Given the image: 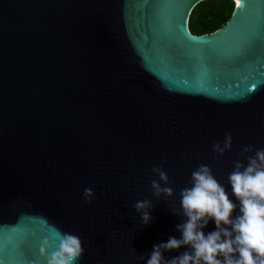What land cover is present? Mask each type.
Segmentation results:
<instances>
[{
	"label": "water",
	"instance_id": "water-1",
	"mask_svg": "<svg viewBox=\"0 0 264 264\" xmlns=\"http://www.w3.org/2000/svg\"><path fill=\"white\" fill-rule=\"evenodd\" d=\"M203 1L0 0V264H46L53 228L80 237L78 264H146L181 238L171 209L200 164L239 215L228 174L246 145L264 149V0H232L222 27L194 34ZM228 132L232 150L210 158ZM154 165L174 198L152 195Z\"/></svg>",
	"mask_w": 264,
	"mask_h": 264
},
{
	"label": "clouds",
	"instance_id": "clouds-1",
	"mask_svg": "<svg viewBox=\"0 0 264 264\" xmlns=\"http://www.w3.org/2000/svg\"><path fill=\"white\" fill-rule=\"evenodd\" d=\"M232 148V134L225 133L223 141L213 144L210 158L223 157ZM238 155L227 179L239 202V215L233 217L237 204L212 169L200 164L191 173L190 186L180 191V207L171 209L174 215L186 218L177 225L181 238L169 237L167 242L154 245L146 264H264V149L248 144ZM151 172L159 178L151 180L152 195L157 199L174 198V190L168 186L171 181L163 168L154 165ZM83 196L91 204L95 193L85 188ZM133 208L145 226L151 223V200H138ZM210 221L215 222V230L206 235L203 229ZM51 231L52 239H43L40 247V256L46 264H78L85 254L80 237L57 228ZM54 241H58L55 246ZM182 247L190 250L164 259L165 251Z\"/></svg>",
	"mask_w": 264,
	"mask_h": 264
},
{
	"label": "trees",
	"instance_id": "trees-1",
	"mask_svg": "<svg viewBox=\"0 0 264 264\" xmlns=\"http://www.w3.org/2000/svg\"><path fill=\"white\" fill-rule=\"evenodd\" d=\"M232 0H205L199 3L190 17V29L194 34L210 33L222 27L234 11Z\"/></svg>",
	"mask_w": 264,
	"mask_h": 264
},
{
	"label": "snow or ice",
	"instance_id": "snow-or-ice-1",
	"mask_svg": "<svg viewBox=\"0 0 264 264\" xmlns=\"http://www.w3.org/2000/svg\"><path fill=\"white\" fill-rule=\"evenodd\" d=\"M237 6H239V0H237Z\"/></svg>",
	"mask_w": 264,
	"mask_h": 264
},
{
	"label": "flooded vegetation",
	"instance_id": "flooded-vegetation-1",
	"mask_svg": "<svg viewBox=\"0 0 264 264\" xmlns=\"http://www.w3.org/2000/svg\"><path fill=\"white\" fill-rule=\"evenodd\" d=\"M191 30V29H190Z\"/></svg>",
	"mask_w": 264,
	"mask_h": 264
}]
</instances>
